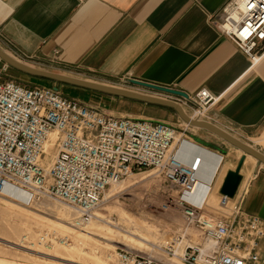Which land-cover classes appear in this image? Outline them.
I'll return each instance as SVG.
<instances>
[{"label":"crops","instance_id":"crops-1","mask_svg":"<svg viewBox=\"0 0 264 264\" xmlns=\"http://www.w3.org/2000/svg\"><path fill=\"white\" fill-rule=\"evenodd\" d=\"M228 1L0 0V47L38 68L155 96L160 93L131 84L129 79L173 87L189 95L207 88L218 100L204 120L264 152V42L253 59L221 32L218 18ZM55 50H59L57 60ZM72 87L77 99L97 104L110 115L173 124L185 138L179 155L193 165L199 158L196 165L201 176L217 172L212 198L203 203L206 209L221 208L225 176L245 154L239 188L245 179L247 182L241 208L264 221V167L254 169L248 159L251 156L231 145L236 154L225 155V143L219 136L199 127H182L170 107ZM204 147L223 156L219 167L207 163L214 162V155ZM234 157V167L226 169ZM238 190L228 197V205L235 206L243 194L239 196ZM260 251L264 255V237ZM156 257L173 264L163 255Z\"/></svg>","mask_w":264,"mask_h":264},{"label":"built area","instance_id":"built-area-1","mask_svg":"<svg viewBox=\"0 0 264 264\" xmlns=\"http://www.w3.org/2000/svg\"><path fill=\"white\" fill-rule=\"evenodd\" d=\"M223 12L224 22L218 24L221 32L256 59L264 42V0H229ZM58 54L55 50L54 59ZM9 68L6 62L0 64V193L20 196L28 192L30 201L48 198L61 202L71 210L74 226L80 228L99 218L97 210L113 184L153 169L180 189L179 197L170 195L171 202L165 206L180 208L186 226L194 227L201 236L202 243L185 248L182 261L264 264L260 251L264 221L242 210L246 191L233 208L227 207L228 196L222 195L219 215L209 214L204 204L185 198L194 193L198 178L196 168L173 147L178 135L173 124L110 115L64 95L55 86L6 78ZM174 99L208 112L218 97L201 88L189 98ZM54 133L56 154L47 169L42 160ZM184 238V233L177 236L179 242ZM164 251L174 257L177 248L168 246ZM117 255L122 264H170L155 255L122 248Z\"/></svg>","mask_w":264,"mask_h":264},{"label":"rangeland","instance_id":"rangeland-1","mask_svg":"<svg viewBox=\"0 0 264 264\" xmlns=\"http://www.w3.org/2000/svg\"><path fill=\"white\" fill-rule=\"evenodd\" d=\"M222 17L224 18V12L219 15V24L224 22ZM50 71L62 72L55 69ZM5 77L27 85L57 86L64 95L77 98L72 85L28 75L13 67L6 71ZM183 105L189 116L194 118L198 109L188 104ZM166 111L170 116L171 110ZM179 119L178 123L182 127L195 130L180 117ZM224 143V154L235 155L232 147ZM249 144L258 149L256 144ZM204 149L214 155V162L208 160L207 163L219 167L223 156L205 147ZM55 152L54 150L52 153ZM248 159L255 168L256 159ZM235 161L236 157L226 169L233 168ZM52 163L50 156L42 160L47 169ZM216 175L217 172L212 176L199 175L201 182L197 192L185 198L198 204L207 203L212 198V185ZM246 182L245 179L240 186L239 196L244 193ZM117 193L121 195L113 196ZM179 194V187L165 181L153 169H144L114 185L97 210L101 218H95L98 219L97 222L94 221L96 224H88L83 228L74 226L71 210L61 202L39 198L32 206H26L19 203L17 197L0 195V264H121L116 256L118 248L155 256L163 255L173 264H184L176 257H169L164 251L175 243L177 236L182 235L186 227L181 209L174 205L165 206L171 202L170 195L176 199ZM227 207L234 206L230 204ZM222 210V206L216 209L207 206L206 209L213 215H219ZM187 233L194 242L201 241L200 233L195 228L191 227ZM185 244L183 239L178 250L183 252Z\"/></svg>","mask_w":264,"mask_h":264},{"label":"water","instance_id":"water-1","mask_svg":"<svg viewBox=\"0 0 264 264\" xmlns=\"http://www.w3.org/2000/svg\"><path fill=\"white\" fill-rule=\"evenodd\" d=\"M0 59L6 62L10 67H13L23 73H26L28 75H32L35 77L49 79V80H53L55 82H61L67 85L82 87V88L94 90L100 93H104L107 95L124 97V98L138 100V101H142L146 103L170 107L174 109L175 112L178 114V116L186 123L192 126L199 127V128L207 129L208 131L219 136L220 138L227 141L231 145L242 149L245 153H249L253 155L259 160V162L264 163V152L260 151L259 149L255 148L249 143L241 140L237 136L233 135L232 133L228 132L227 130L223 129L222 127L218 126L217 124L211 121L199 119V118H196V119L191 118L189 114L185 111L183 106L175 101L164 99L161 97H156L154 95L142 93V92L135 91L129 88H124V87H120V86H116L112 84L92 81V80L83 79V78L75 77L72 75L64 74L61 72H54V71L38 68L32 65H29L25 62H21L17 60L16 58H14L12 55H10L8 52H6L1 47H0ZM129 83L137 85L139 87L151 89L154 91L189 98L188 93H186L185 91L173 88V87L158 85V84H154V83H150L147 81L134 79V78L129 79ZM55 89H58V87L55 86ZM245 156L246 155L244 154L240 157L235 169H230L227 172L225 179L222 183V186L220 188V192L222 194L228 197L235 196L239 188L240 182L242 180V175L240 171L244 164Z\"/></svg>","mask_w":264,"mask_h":264},{"label":"bare ground","instance_id":"bare-ground-1","mask_svg":"<svg viewBox=\"0 0 264 264\" xmlns=\"http://www.w3.org/2000/svg\"><path fill=\"white\" fill-rule=\"evenodd\" d=\"M143 88V87H142ZM145 89V88H144ZM147 89V88H146ZM155 92H157V93H160V94H162V95H165V96H162V95H160V94H158L157 96L158 97H161V98H164V99H168V100H172V101H175V102H177V103H179V104H181L182 106H183V108L185 109V107H184V105H183V103H180V102H178V101H176L175 99H174V97H179V98H185V97H182V96H178V95H173V94H166V93H162V92H158V91H155ZM171 96V97H170ZM189 105V104H188ZM207 116V112L206 111H197V114H196V116H194V118L193 119H196V118H199V119H204L205 117ZM185 122V121H184ZM186 123V122H185ZM186 124H188V123H186ZM188 125H190V124H188ZM190 126H192V125H190ZM192 127H195V128H197L196 126H192ZM56 139V134L54 133V134H52L51 135V140H49L48 142H47V144H46V156H45V158L44 159H46V157H51L52 158V161H54V157H55V154H56V152H55V154H53L52 152L55 150V142H54V140ZM184 139L185 138H183L181 135H177V137H176V141L174 142V144H173V147H175V149L177 150V153H178V155H179V149H180V147H181V143L184 141ZM222 139V138H221ZM223 140V139H222ZM224 142H226V143H228L227 141H225V140H223ZM229 145H231L230 143H228ZM231 146H233V145H231ZM233 147H235V148H237V149H239V150H241L242 152H244L242 149H240V148H238V147H236V146H233ZM56 151V150H55ZM245 153V152H244ZM247 155H249V156H251V157H253L254 159H256V165H255V168L254 169H259L260 167L262 168V167H264V163H262V162H259V160L256 158V157H254L253 155H251V154H249V153H246ZM180 156V155H179ZM197 161H199V158L198 159H196V163L193 165V162H189V164H190V166L192 167V168H196V170H195V173L197 174V178H198V181H197V186H196V188H195V191H194V193L193 194H195L196 192H197V187H198V184L201 182V179H200V177H199V174H198V167H197ZM199 164V163H198ZM120 183V182H119ZM116 184H118V183H115V184H113L108 190H107V192L112 188V187H114V185H116ZM19 192H21L20 190H18ZM107 192H106V195H107ZM7 193V194H6ZM15 193H17V192H15ZM9 194H10V196H9ZM23 195H15V194H12V193H10V192H8V191H6L5 192V194H3V193H0V195L1 196H6V197H10V198H12V197H17V198H19L18 199V201H19V203H21L22 205H26V206H32L33 204H35V200L34 201H30L29 199H30V194L28 193V192H25V193H22ZM193 194H191V195H193ZM224 195V194H223ZM185 196V195H184ZM187 196H189V195H187ZM230 198H232V197H230ZM97 214V213H96ZM97 216H98V214H97ZM99 217V216H98ZM99 218H101V217H99ZM104 219V218H103ZM106 222H108V220L107 219H104ZM94 221H98V219L97 220H95V219H93V220H91L90 222H88L85 226H87L88 224H90V226H92V224H96ZM76 227V226H75ZM84 227V226H83ZM83 227H80V228H83ZM192 226H186L185 227V230L183 231V233H184V235H185V238H184V240H185V245H184V249H183V252H184V250H185V248L187 247V246H189V245H196V244H198V243H202V241H199V242H194L193 241V239L191 238V237H188V233H187V230H189L190 228H191ZM76 228H78V227H76ZM93 228V227H92ZM194 228V227H193ZM189 236H192V235H189ZM175 243H172L171 245H169V246H175L176 248H177V251H176V256H174V257H176V258H178L180 261H182L181 260V254L183 253V252H181V250H178L179 249V246L182 244V242L183 241H178L177 240V238L175 239V241H174ZM130 251V250H129ZM136 252H141V253H144V252H142V251H136ZM116 256H117V259H118V255H117V250H116ZM173 258V257H172ZM119 260V259H118ZM119 262L121 263V261L119 260ZM183 263L185 264L186 262L185 261H183ZM122 264V263H121ZM189 264V263H188ZM195 264H205L204 262H200V263H195Z\"/></svg>","mask_w":264,"mask_h":264}]
</instances>
